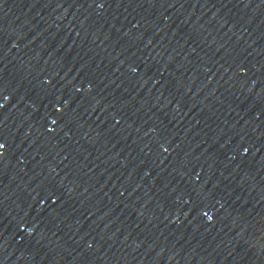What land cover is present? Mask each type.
I'll return each mask as SVG.
<instances>
[{
	"label": "water",
	"instance_id": "95a60500",
	"mask_svg": "<svg viewBox=\"0 0 264 264\" xmlns=\"http://www.w3.org/2000/svg\"><path fill=\"white\" fill-rule=\"evenodd\" d=\"M0 28L204 264H264V0H0Z\"/></svg>",
	"mask_w": 264,
	"mask_h": 264
}]
</instances>
